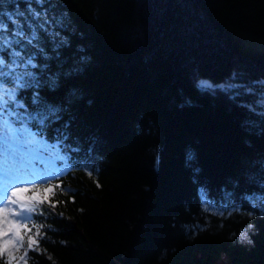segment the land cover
Wrapping results in <instances>:
<instances>
[{"label":"trees","instance_id":"obj_1","mask_svg":"<svg viewBox=\"0 0 264 264\" xmlns=\"http://www.w3.org/2000/svg\"><path fill=\"white\" fill-rule=\"evenodd\" d=\"M30 2L0 0V20L25 23ZM45 6L62 18L49 59L7 106L46 148L32 161L5 141L0 165L27 181L22 198L55 207L20 222L32 231L17 255L35 225L27 264H264V0Z\"/></svg>","mask_w":264,"mask_h":264},{"label":"snow or ice","instance_id":"obj_2","mask_svg":"<svg viewBox=\"0 0 264 264\" xmlns=\"http://www.w3.org/2000/svg\"><path fill=\"white\" fill-rule=\"evenodd\" d=\"M34 7L30 2L27 6L28 18L25 23H20L8 16L13 27L9 30L8 24L0 20V53L7 55V61L3 56H0V80L11 77L15 87L10 90H5L2 83H0V110L10 102L17 103L16 89L19 87L35 84L38 86V78L34 71L29 69H38L41 65L36 63L38 57H43L44 60L49 59L48 54L43 46L44 37H55L58 33L49 31V28L55 25L62 24V18L52 16L49 18V9L46 7V0H35ZM51 7H55L51 5ZM21 16L25 14L20 13ZM66 41L61 40L60 44L55 47H60ZM31 49V51H29ZM46 67V65H44ZM24 69V72H18L17 69ZM54 86L55 81H51ZM206 82H202L205 85ZM7 96V100L5 99ZM27 182L23 176L15 173L6 177V185L0 189V260L2 264H27V251L39 250L40 228H36L34 235L27 236L26 249L21 255H17L21 248L25 247V235L31 232L26 223H20V220H28L31 214L35 213L38 206L45 201H49L48 195L43 198H37L34 194L31 197L22 198L20 193H28L32 191L29 188H16L8 195V185L16 182ZM57 187H59L57 185ZM45 193L55 194L52 187L44 189ZM207 210L210 204L206 201V197L202 198ZM7 202V203H5ZM50 206L55 207L50 201ZM222 214V213H221ZM11 217V219H10ZM16 218H20L17 220ZM251 227V225L249 226ZM25 229V235H21V229ZM10 233H13L10 237ZM246 233L241 232V239H246ZM6 257V260L3 259Z\"/></svg>","mask_w":264,"mask_h":264},{"label":"rangeland","instance_id":"obj_3","mask_svg":"<svg viewBox=\"0 0 264 264\" xmlns=\"http://www.w3.org/2000/svg\"><path fill=\"white\" fill-rule=\"evenodd\" d=\"M35 2V0H33ZM35 7V6H34ZM28 14V12H27ZM13 19H15L16 21L20 22L16 17H13ZM28 18V17H27ZM11 24L10 29H12L13 25L11 23V21L8 22V24ZM18 72H24V69H17ZM11 78V77H9ZM12 79V78H11ZM0 83H2L3 88L5 90H10L13 89L14 86V82L12 80L11 84L6 85L4 84V82L2 80H0ZM201 86H209V84L206 82L205 85H202V82L200 83ZM5 99L7 100V96H5ZM259 105L261 106L259 107L260 110L264 112V97L260 98L257 102ZM4 111H0V152L3 154H6L5 152V148L3 146H1L3 144V142H10L12 147L17 148L20 153L25 154L27 156L28 160H32L34 158H36V160H40L44 154V148H46V145L38 140L37 138L29 135L28 133H17V131L14 130V128L12 127V125L10 124L9 120H8V116L12 115V110L10 107H8L7 105L4 106L3 108ZM262 112V113H263ZM13 153V152H12ZM9 156V158L11 160L14 159L13 154H7ZM18 163V161H17ZM20 165H22L23 167L30 169V173L33 174L34 172H37V169L34 167V165L30 164V166L28 167V164H24V162L20 161L19 162ZM14 173V169L13 168H6L5 170H3L1 168L0 165V180L5 181L6 177L10 174ZM21 183L20 181H16L12 184H10V188H8V195L10 196V192L12 190V186L13 188H21ZM17 185V186H16ZM4 187V186H3ZM2 187V188H3ZM37 198H39L41 196V194L37 191H35L34 193ZM34 194H32L31 196H33ZM20 196L23 197L22 193L19 194ZM7 203V202H5ZM259 205V207L261 209H264V196L262 197H257L255 202ZM3 206V205H0ZM11 219V217H10ZM17 220H19L20 218H16ZM23 220H20V222ZM13 233H10V237H12ZM4 259L6 260V257H4ZM13 264H16V261H13ZM217 264H230L229 261L222 256L221 259L218 261Z\"/></svg>","mask_w":264,"mask_h":264}]
</instances>
